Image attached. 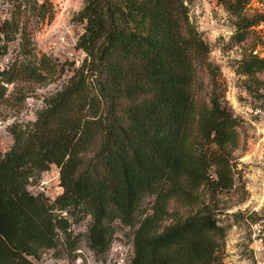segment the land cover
<instances>
[{"label": "trees", "instance_id": "obj_1", "mask_svg": "<svg viewBox=\"0 0 264 264\" xmlns=\"http://www.w3.org/2000/svg\"><path fill=\"white\" fill-rule=\"evenodd\" d=\"M33 1L42 19L53 17L51 0ZM218 1L239 18L231 43L264 24V13L243 16L249 0ZM73 20L83 24L81 64L33 122L9 127L12 144L0 153V264H36L44 254L72 260L81 247L104 263L116 223L131 232L126 264H223L226 228L216 210L234 184L239 119L186 0H86ZM19 32L15 58L0 62V104L6 83L64 71L37 57L14 14L0 23L1 54ZM255 46L234 71L259 82ZM52 164L61 192L32 193L28 185ZM87 216L84 233L73 235L70 218Z\"/></svg>", "mask_w": 264, "mask_h": 264}, {"label": "rangeland", "instance_id": "obj_2", "mask_svg": "<svg viewBox=\"0 0 264 264\" xmlns=\"http://www.w3.org/2000/svg\"><path fill=\"white\" fill-rule=\"evenodd\" d=\"M85 1L70 0L68 11H60L54 8L56 0H51L53 17L47 20L40 17L33 0H0V23L13 14L18 16L20 27L29 34L37 57L45 54L64 66L63 73L51 80H16L5 84L6 99L0 104V153L7 151L12 144L9 127L33 122L47 97L65 85L73 70L81 64L85 53L75 44L83 32V24L73 20V17ZM186 4L190 22L208 42L209 58L219 67L224 99L239 119V142L230 157L234 184L230 190L218 195L216 210L218 223L226 228L223 264H264V72L257 75L259 82H253L234 71L237 62L249 54L253 43L255 47L264 49V44L257 43L258 36L264 34V24L254 27L243 41L231 43L230 38L239 18L228 13L218 0H186ZM259 13H264V0H249L243 16L251 18ZM71 23L74 26L68 31L67 26ZM62 35L65 36L63 41L60 39ZM19 36L20 32L14 40L6 42L5 52L0 53L2 64L15 58L19 50ZM2 44L0 41V46ZM28 189L51 198L58 195L61 192L58 168L52 164L28 185ZM202 197L206 198L204 194ZM178 211L184 217L189 213L184 207H179ZM70 219L73 235L84 233L89 216L79 221ZM115 236L111 251L121 249L128 256L130 229L116 223ZM77 241V244L84 245L82 235Z\"/></svg>", "mask_w": 264, "mask_h": 264}, {"label": "built area", "instance_id": "obj_3", "mask_svg": "<svg viewBox=\"0 0 264 264\" xmlns=\"http://www.w3.org/2000/svg\"><path fill=\"white\" fill-rule=\"evenodd\" d=\"M70 7V0H56L54 2V8L60 11H68ZM73 23L67 26L68 31L73 27ZM64 35V34H63ZM61 36L60 39L63 41L65 36ZM264 49L261 50L260 47H254L251 49V54L259 58L264 59ZM65 214V212H63ZM73 253L76 255L72 260L67 258L54 259L49 256V254H44L41 259L35 261L36 264H126L127 254H125L121 249L120 251H114L110 249L109 255L104 263L95 262L92 259L91 253L85 248H77Z\"/></svg>", "mask_w": 264, "mask_h": 264}]
</instances>
